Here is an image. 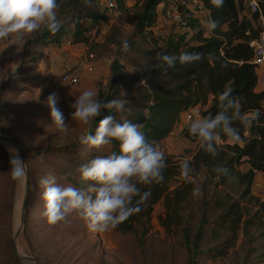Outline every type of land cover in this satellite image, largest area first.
<instances>
[{
    "label": "rangeland",
    "instance_id": "1",
    "mask_svg": "<svg viewBox=\"0 0 264 264\" xmlns=\"http://www.w3.org/2000/svg\"><path fill=\"white\" fill-rule=\"evenodd\" d=\"M125 2L129 11H123L119 6L111 10L104 0H94L93 9L96 14L93 17H83L81 11L71 6L57 8V18L68 28L74 29L77 23H84L88 28L85 33L88 37L86 43L66 47L65 43L69 39L67 35L58 44L46 46L35 42L29 45L30 41L40 38L47 31L42 28L25 35L19 51L15 46H8L9 42L0 46V135L16 140L21 145L19 147L15 141L20 151L24 152V158L25 154L33 155L51 148L76 151V144L86 134L89 125L71 119L70 113L74 110L69 105L75 96L85 90L95 91L97 98L101 91L105 94L112 92L120 85L115 83L114 88L111 86L117 71L113 64L115 60L126 74L122 78L129 80L135 74L142 76L144 70L141 65L173 44L171 39L161 43L152 29L146 30L145 38L137 34L142 2ZM248 13L253 14L249 9ZM81 16L83 19H80ZM252 16L250 18L254 26L260 29L258 20ZM134 33L137 34L139 47L132 49L128 46L125 49L126 39ZM92 53L94 57L80 70L81 80L78 85L69 86L60 81L64 72L79 65L85 56ZM72 61L75 65L68 63ZM142 84H145L143 79ZM121 92L123 95L128 94L124 87ZM52 93L56 94V106L63 112L68 125L65 130L57 129L51 121L46 101ZM205 109L201 107L194 110L195 118H203ZM179 138L182 144L177 148L167 147L166 151L160 149L179 161L191 159L200 146L199 140L191 139L184 126L179 131ZM6 142L0 141L3 145L0 148V264H35L32 260L23 261L19 257H34L39 264H191L185 240L186 228H190V235L195 233L201 215L199 202L207 199L214 190L213 181L202 183L203 173L195 180V187H202L203 195L193 196L192 202L184 209L183 225L174 226L172 232H167L159 220L165 213L161 201L154 206L146 234L122 233L111 228L98 233L89 231L76 212L54 226L46 222L41 215L43 189L39 181L51 174L56 176L58 183L73 185L48 165L25 159L27 173L31 171L30 176L34 180V189L30 207H26L25 211L27 220L21 227L26 176L18 181L11 178L7 145L13 144ZM106 148L102 147V150ZM48 156L46 159L53 164L60 162L59 154ZM239 168L246 170L248 164L243 162ZM259 179L253 183V193L264 201V178ZM179 180L175 177L171 188L176 187ZM212 228L210 223L207 227L209 243L214 242L210 237L217 242L226 238V233L216 235ZM259 232L252 227L249 237L254 236L255 239L251 240L240 230L235 245L226 256L208 260L204 264H264V239L259 236Z\"/></svg>",
    "mask_w": 264,
    "mask_h": 264
},
{
    "label": "trees",
    "instance_id": "2",
    "mask_svg": "<svg viewBox=\"0 0 264 264\" xmlns=\"http://www.w3.org/2000/svg\"><path fill=\"white\" fill-rule=\"evenodd\" d=\"M169 1L144 0L142 2V14L140 13L136 26L137 34L146 37V30L152 29L157 23L158 7ZM200 1L209 11L211 21L218 22L217 27L208 32L201 28L195 32L191 41L182 40L170 44L159 53L179 55L182 51H187L202 53L204 58L187 65L177 62L175 68H169L165 72L164 68L157 67L160 62L156 54L151 60L141 65L144 70L142 76L135 74L129 80L122 78L126 74L115 60L113 64L117 71L111 86L115 83L120 85L112 92L106 94L99 92L98 99L124 100L125 111L117 113L115 110L111 112L107 109L103 110L102 115L88 127L86 132L88 134L91 130L94 133L99 121L105 116L112 115L118 121L128 119L141 124L145 135L159 143L175 130L182 112L206 107L204 116L215 115L219 111L217 93L221 92L226 85L234 90L233 95L239 98L241 113L250 119L247 127L238 123L236 125L241 128L240 142L231 141L220 133L218 154L207 153L199 146L193 157L187 159L194 168L189 178L191 182L186 181L180 174L181 161L170 154H165L167 167L163 172V182L140 185L142 191L150 190V198L141 205L139 213L132 215L115 228L122 233L146 234L154 206L161 201L164 204L165 213L159 220L165 230L172 232L174 226H182L184 209L192 202L195 180L203 173L202 183L213 181L214 190L210 192L207 199L199 202L201 215L195 233L190 235V228H186L185 240L191 255V264H204L208 260L226 256L235 245L240 230L249 237L250 229L255 227L260 231L259 236L264 239V201L253 193V183L257 174H264V87L262 90H257V67L252 62L254 48L249 43L252 39L259 37L261 28H256L251 19L241 18L240 13L244 9L246 0H223V4L219 6L213 0ZM259 1L264 9V0ZM57 2L58 8L71 6L81 11L83 17H93L96 14L93 9L94 0H90V3H85L84 0H57ZM116 2L121 10L129 11L125 0H116ZM83 17L81 16L80 19ZM252 17L258 20V14L253 13ZM86 31L88 28L83 22L77 23L74 29L63 25L58 32L52 33L47 30L40 38L28 44L33 45L35 42L46 46L58 44L61 38L67 35L74 45L86 43L88 42ZM137 34L134 33L126 39L127 45L132 49L139 47L136 42ZM194 41L197 43L194 44ZM114 42L117 40L114 39ZM137 49L136 52H139ZM141 55L143 58V54ZM142 79L145 84H142ZM122 87L127 89L128 94H122ZM257 110L260 112L259 119L251 120ZM245 132H248L247 136ZM16 143L21 147L17 141ZM76 146L78 147L76 151L51 148L33 155L25 154V159L48 165L53 171H59L74 187L86 190L93 182L81 180L77 169L96 156L106 155L109 151H118L119 142L114 141L106 146V150L89 148L79 141ZM2 147L0 143V148ZM41 153H43L42 159ZM53 153L60 155L58 156L60 162L53 164L46 159ZM243 162L248 164L246 170L239 168ZM221 166L229 170L228 175L217 174L214 171L216 167ZM29 173L31 174V171ZM30 174L27 209L32 202L34 189V180ZM175 177L180 179L179 183L171 188V182ZM210 223L216 235L224 232L227 234L226 238L217 242L210 237L209 239L214 242L209 243L207 227ZM249 238L255 239L254 236Z\"/></svg>",
    "mask_w": 264,
    "mask_h": 264
},
{
    "label": "clouds",
    "instance_id": "3",
    "mask_svg": "<svg viewBox=\"0 0 264 264\" xmlns=\"http://www.w3.org/2000/svg\"><path fill=\"white\" fill-rule=\"evenodd\" d=\"M90 3V0H84ZM222 5L223 0H213ZM57 0H0V40H8V46H15L19 51L21 41L25 35L33 34L42 28L52 33L63 27V21L57 18ZM218 22L211 21L206 27L213 30ZM125 49L128 47L124 44ZM204 58V54L182 51L179 55L158 53L157 67L175 68L177 62L181 65L192 64ZM233 89L227 85L217 93V107L215 115L203 118H193L188 125V133L199 140L200 147L207 153L216 155L220 143V133L231 141L241 139V128L237 123L247 127L250 119L241 113L239 98L233 95ZM50 108L51 121L57 129L65 130L67 124L63 112L56 106L55 93L47 97ZM73 121L84 125H91L102 115L103 110L117 113L125 111V101L112 99L102 101L97 93L85 90L75 96L69 105ZM130 111V110H129ZM260 112L257 110L251 120H258ZM119 142L118 151H109L106 155L96 156L81 165L77 171L83 181H91L87 189L64 186L57 182L54 175L42 178L39 183L43 191L42 217L50 226L66 221L69 214L76 212L85 222L91 232L103 233L110 228L115 229L120 223L141 211L151 195L149 191H142L140 185H152L163 182V172L167 167L166 155L155 140H150L142 131V125L131 120H116L112 115L105 116L99 121L98 127L92 133L80 138V142L89 148H102ZM9 152V169L13 180H20L27 175V164L20 156L19 149L7 145ZM43 153H41V159ZM180 174L186 181L194 172L191 163L184 159L179 165ZM217 174L228 175L226 167H216ZM193 196H202V187L193 188Z\"/></svg>",
    "mask_w": 264,
    "mask_h": 264
},
{
    "label": "built area",
    "instance_id": "4",
    "mask_svg": "<svg viewBox=\"0 0 264 264\" xmlns=\"http://www.w3.org/2000/svg\"><path fill=\"white\" fill-rule=\"evenodd\" d=\"M190 0H170V5L165 10V16L172 22H175L180 27H188L192 23V13L183 9V4L187 3ZM105 5L107 8L113 10L117 9V2L116 0H104ZM247 6L252 13L258 14V22L261 27V32L258 38L252 39L249 43L254 48V57L252 62L256 65L257 75H258V85L264 87V9L261 6L259 0H247ZM203 8H205L203 6ZM8 40H0V46L8 43ZM66 47L73 46L72 40L69 38L66 43ZM94 57V54H89L85 56L79 65L74 67L72 70L64 72L61 77L60 81L69 86H76L80 83L81 80V72L85 63L89 62L91 58ZM194 109H190L185 111V125L184 129L187 132L188 136L193 139L197 140L196 138L192 137L188 133V125L190 124L191 120L195 118V113L193 112ZM248 132H245V136H247ZM237 142V141H236ZM240 142V141H238Z\"/></svg>",
    "mask_w": 264,
    "mask_h": 264
},
{
    "label": "crops",
    "instance_id": "5",
    "mask_svg": "<svg viewBox=\"0 0 264 264\" xmlns=\"http://www.w3.org/2000/svg\"><path fill=\"white\" fill-rule=\"evenodd\" d=\"M143 1L144 0H141V2ZM169 5H170V2L161 4L158 7L157 23L152 28L154 35L157 36V38L161 41V43L168 41L170 39L173 40V43H176L182 40L191 41L193 38V35L195 34L197 30L202 28L206 32L209 31L206 25L209 22H211L210 13L206 9L202 1L190 0L187 3L183 4V9L190 11L193 16L192 23L188 27H180L178 24L170 21L165 16L164 14L165 10ZM203 6L205 8H203ZM248 9L249 8L247 6V0H246L244 4V9L240 13L241 18H243L244 16H246L247 18H250L253 15V14L250 15V13H248ZM193 43L196 44L197 42L194 41ZM68 63L73 65L74 61L68 62ZM262 89H263V86L257 85V90H262ZM196 109L198 108H195V110ZM184 123H185V111L181 113L179 122L175 130L158 143L160 148L166 151L167 147L173 149V147L177 148V146H180L182 144V141L179 138V131H181V128L185 125ZM259 178H264V174L258 173L256 179H259Z\"/></svg>",
    "mask_w": 264,
    "mask_h": 264
},
{
    "label": "water",
    "instance_id": "6",
    "mask_svg": "<svg viewBox=\"0 0 264 264\" xmlns=\"http://www.w3.org/2000/svg\"><path fill=\"white\" fill-rule=\"evenodd\" d=\"M0 141H7L9 143H12L13 145H15L18 149L19 147L17 146V144L15 143V141L12 138H8V137H3L0 135ZM20 156L25 160L24 158V154L20 151ZM28 191H29V174L27 173L26 175V190H25V196H24V200H23V207H22V215H21V227L24 225L25 222V211H26V204H27V197H28ZM21 230V228H20ZM20 230L17 232L16 237H18ZM21 258V260L25 261V260H32L35 262V264H39L36 260V258L34 257H19Z\"/></svg>",
    "mask_w": 264,
    "mask_h": 264
},
{
    "label": "bare ground",
    "instance_id": "7",
    "mask_svg": "<svg viewBox=\"0 0 264 264\" xmlns=\"http://www.w3.org/2000/svg\"><path fill=\"white\" fill-rule=\"evenodd\" d=\"M7 143V142H6Z\"/></svg>",
    "mask_w": 264,
    "mask_h": 264
}]
</instances>
